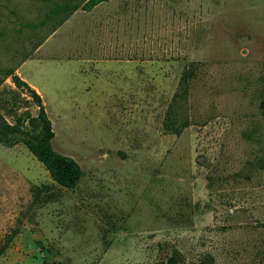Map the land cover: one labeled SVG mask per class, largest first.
<instances>
[{"label":"rangeland","instance_id":"obj_1","mask_svg":"<svg viewBox=\"0 0 264 264\" xmlns=\"http://www.w3.org/2000/svg\"><path fill=\"white\" fill-rule=\"evenodd\" d=\"M84 1L0 0V124L37 115L7 75L30 58L20 73L42 88L50 146L81 171L63 187L22 142H0V264H165L174 250L181 264H257L264 0ZM57 3L80 7L58 25L45 18ZM105 58L132 59L117 91L75 94L86 60ZM174 112L189 122L177 134Z\"/></svg>","mask_w":264,"mask_h":264},{"label":"trees","instance_id":"obj_2","mask_svg":"<svg viewBox=\"0 0 264 264\" xmlns=\"http://www.w3.org/2000/svg\"><path fill=\"white\" fill-rule=\"evenodd\" d=\"M103 0H85L82 2V7L76 3H57L51 7L49 13L46 15V20L51 17H59L57 24L62 23L67 16L75 11L77 8H82L88 10L93 5ZM61 16V14H63ZM196 68L192 63H190L182 72L179 81V91H177L174 96V103H177L187 93V81L194 74ZM18 87H23L30 94L33 99L35 106L37 107V115L32 119L30 128L25 130H19L17 126L9 124H0V142L11 146L17 142H22L27 149L32 153V155L40 161L45 169L50 174L51 178L63 187H74L78 182L81 175L79 166L70 158L64 157L59 153L55 152L50 146V139L53 135L51 129L50 120L46 114L44 104L42 103L40 95L31 88L24 80H22L17 74H14L12 70L7 71ZM259 108L264 116V97L259 100ZM173 111V110H172ZM177 112H174L170 118L169 126L166 130L173 133H179L181 129L186 127L189 122L186 118L177 120ZM15 130V131H13ZM9 133V135H6ZM253 167L264 168V156L256 157L255 160L251 161ZM258 262L257 264H264V250L259 249L256 253ZM185 261V258L177 251L171 252L170 256L166 259L165 264H181ZM199 264H211L213 262L212 254L204 253L198 259ZM41 264H60L59 262L47 263L43 262Z\"/></svg>","mask_w":264,"mask_h":264},{"label":"crops","instance_id":"obj_3","mask_svg":"<svg viewBox=\"0 0 264 264\" xmlns=\"http://www.w3.org/2000/svg\"><path fill=\"white\" fill-rule=\"evenodd\" d=\"M102 1L98 2L97 4H100ZM96 4V5H97ZM93 5V6H96ZM37 61L40 59H36ZM35 60V61H36ZM132 59H120V58H112V59H97V60H92L93 62L90 61V59H87L85 62V67L86 72L79 76V83L76 85V91H74L75 94L79 93H86V94H92L93 92H98V94H105L108 95L107 93H115L116 90V85L114 83V79H118V73L123 72V66H125V61H129ZM31 61L30 58L25 59L20 63V65L16 69L17 75L24 80L31 88H33L41 97L42 103L44 104L43 101V93H42V88L41 86L36 82V81H31L27 80L24 75L20 73V69L24 71L25 66ZM115 68L113 70H108V68ZM105 73H108L109 75H106ZM106 75V76H105ZM105 77V79L103 78ZM107 86H111L115 88V91L108 92V90L105 88ZM74 106L77 104H80V102L72 100L71 101ZM97 103L94 100L88 99L86 100L85 104H95ZM45 107V105H44Z\"/></svg>","mask_w":264,"mask_h":264}]
</instances>
